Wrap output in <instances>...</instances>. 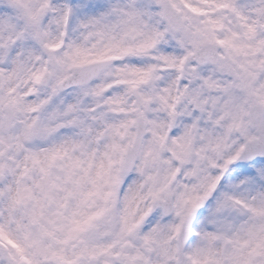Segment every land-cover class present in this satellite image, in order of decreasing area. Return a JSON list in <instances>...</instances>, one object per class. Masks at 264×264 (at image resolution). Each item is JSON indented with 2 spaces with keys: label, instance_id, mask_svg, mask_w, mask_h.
I'll list each match as a JSON object with an SVG mask.
<instances>
[{
  "label": "snow or ice",
  "instance_id": "6c2138e0",
  "mask_svg": "<svg viewBox=\"0 0 264 264\" xmlns=\"http://www.w3.org/2000/svg\"><path fill=\"white\" fill-rule=\"evenodd\" d=\"M0 264H264V0H0Z\"/></svg>",
  "mask_w": 264,
  "mask_h": 264
}]
</instances>
